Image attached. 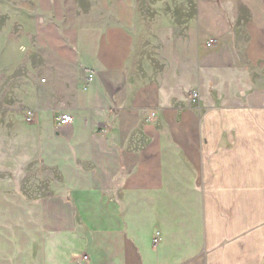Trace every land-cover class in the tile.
<instances>
[{"label": "crops", "instance_id": "1", "mask_svg": "<svg viewBox=\"0 0 264 264\" xmlns=\"http://www.w3.org/2000/svg\"><path fill=\"white\" fill-rule=\"evenodd\" d=\"M90 1L36 10L54 173L38 200L0 189V264H264V0H196L173 81L134 67L135 0Z\"/></svg>", "mask_w": 264, "mask_h": 264}, {"label": "rangeland", "instance_id": "2", "mask_svg": "<svg viewBox=\"0 0 264 264\" xmlns=\"http://www.w3.org/2000/svg\"><path fill=\"white\" fill-rule=\"evenodd\" d=\"M90 2L64 0L71 10L90 8ZM38 8L40 0H0V189L22 190L35 200L46 195L54 173L37 159L38 111L33 122L25 118L34 86L45 76L38 64V54L46 53L37 43ZM135 9L136 71L173 81L192 58L196 0H135Z\"/></svg>", "mask_w": 264, "mask_h": 264}, {"label": "built area", "instance_id": "3", "mask_svg": "<svg viewBox=\"0 0 264 264\" xmlns=\"http://www.w3.org/2000/svg\"><path fill=\"white\" fill-rule=\"evenodd\" d=\"M209 44H212V42H209ZM45 80V79H43ZM36 110L33 109V108H28L25 112V118L28 122H33L36 118ZM156 115V112L155 111H152L150 116H149V119L150 120H153L154 117ZM57 120H58V123L60 125H68L70 124L73 120H74V116L72 113H69V112H63V113H60L58 116H57ZM158 241V237L155 238V242ZM88 255H84V258H87Z\"/></svg>", "mask_w": 264, "mask_h": 264}]
</instances>
